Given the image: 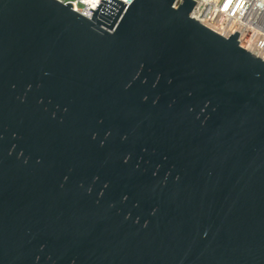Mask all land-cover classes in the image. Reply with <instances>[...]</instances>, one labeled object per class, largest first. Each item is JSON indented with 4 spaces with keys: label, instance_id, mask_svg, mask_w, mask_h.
Here are the masks:
<instances>
[{
    "label": "water",
    "instance_id": "obj_1",
    "mask_svg": "<svg viewBox=\"0 0 264 264\" xmlns=\"http://www.w3.org/2000/svg\"><path fill=\"white\" fill-rule=\"evenodd\" d=\"M176 1L0 0V264H264V60Z\"/></svg>",
    "mask_w": 264,
    "mask_h": 264
},
{
    "label": "built area",
    "instance_id": "obj_2",
    "mask_svg": "<svg viewBox=\"0 0 264 264\" xmlns=\"http://www.w3.org/2000/svg\"><path fill=\"white\" fill-rule=\"evenodd\" d=\"M73 10L91 19L100 0H59ZM125 9L134 0H120ZM192 18L227 37L238 33L239 45L264 60V0H194ZM177 0L175 7L180 4Z\"/></svg>",
    "mask_w": 264,
    "mask_h": 264
}]
</instances>
